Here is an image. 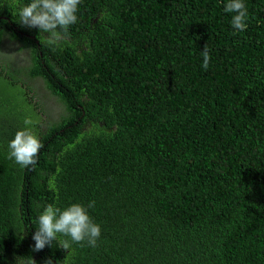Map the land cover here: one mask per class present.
Wrapping results in <instances>:
<instances>
[{
  "label": "trees",
  "instance_id": "obj_1",
  "mask_svg": "<svg viewBox=\"0 0 264 264\" xmlns=\"http://www.w3.org/2000/svg\"><path fill=\"white\" fill-rule=\"evenodd\" d=\"M29 2L0 0V49L49 96L0 60V264H264V0L243 32L226 0H81L56 45L20 24ZM26 117L27 168L8 157ZM89 201L96 247L34 250L44 204Z\"/></svg>",
  "mask_w": 264,
  "mask_h": 264
},
{
  "label": "clouds",
  "instance_id": "obj_2",
  "mask_svg": "<svg viewBox=\"0 0 264 264\" xmlns=\"http://www.w3.org/2000/svg\"><path fill=\"white\" fill-rule=\"evenodd\" d=\"M81 0H30L19 9L20 24L29 28H37L39 32L47 33V43L56 45L66 35L70 25L77 22L78 5ZM223 10L231 16V26L236 32H243L247 28L248 10L243 0H226ZM202 67L207 70L210 62V52L207 45L201 52ZM33 121L25 118V127L18 130L9 142L8 157L22 167L35 166L37 156L43 147L40 139L31 130ZM39 206V205H38ZM35 206L36 208H39ZM95 206V201L87 205L72 203L61 209L59 205L46 203L37 217V228L32 236L34 250L40 251L45 246L51 247L58 236L69 239L61 240L59 246L68 249L72 243H85L89 247H96L101 236V228L88 213V209ZM31 229V227H30Z\"/></svg>",
  "mask_w": 264,
  "mask_h": 264
},
{
  "label": "rangeland",
  "instance_id": "obj_3",
  "mask_svg": "<svg viewBox=\"0 0 264 264\" xmlns=\"http://www.w3.org/2000/svg\"><path fill=\"white\" fill-rule=\"evenodd\" d=\"M8 45H9L8 47L0 49V60H2V59L5 60L3 63V71H2V73H5L7 76L5 78V80L10 81L8 78L10 76H13V77L19 79V86H20V88L18 90L19 93H23V91H25L27 89L23 85L21 86V81H26L28 83H32L33 85L40 84V86L42 88L43 97H45V101H46V99L48 98L49 95H48L46 90L44 91V88L41 84V81L39 80V82H38L37 79L31 80V79H29V76L25 74L26 73V67L23 63H26L28 65L30 64L29 55L25 54L22 51L23 48H19V45L16 46L18 48H15L13 45H10V44H8ZM3 50H8L10 53L3 55ZM18 59H20L23 63L21 61H19ZM1 86H2V82L0 81V90H1ZM0 93L2 96L4 95V92L2 90L0 91ZM35 93L37 94V96L35 97L36 98L35 100L37 102L38 107L40 109H44L47 106V103H45L42 100V98L40 97V92L37 88H36ZM35 93H34V95H36ZM6 98H7V100L5 101V103L8 105V112H5L3 110L2 103L0 101V115H8V117H10L13 114V112L9 111L10 110V96L6 95ZM23 98L24 97H22V96H17L16 100L18 101L19 104H21L22 101L24 100ZM47 108L52 109L51 106H48ZM58 108H59V106H55L50 111L57 112ZM24 110L30 111V112L34 111L32 104H26V103H24Z\"/></svg>",
  "mask_w": 264,
  "mask_h": 264
}]
</instances>
